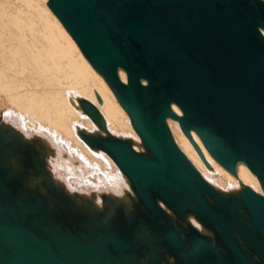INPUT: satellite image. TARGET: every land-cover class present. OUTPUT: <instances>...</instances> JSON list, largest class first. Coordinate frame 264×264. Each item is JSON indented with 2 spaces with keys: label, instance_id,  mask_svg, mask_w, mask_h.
Here are the masks:
<instances>
[{
  "label": "water",
  "instance_id": "water-1",
  "mask_svg": "<svg viewBox=\"0 0 264 264\" xmlns=\"http://www.w3.org/2000/svg\"><path fill=\"white\" fill-rule=\"evenodd\" d=\"M46 4L139 141L109 132L99 110L78 99L96 129L77 134L109 155L128 185L97 196L54 174L41 137L0 120V264H264V0ZM168 119L207 167L192 131L233 176L245 165L261 192L208 181Z\"/></svg>",
  "mask_w": 264,
  "mask_h": 264
},
{
  "label": "bare ground",
  "instance_id": "bare-ground-1",
  "mask_svg": "<svg viewBox=\"0 0 264 264\" xmlns=\"http://www.w3.org/2000/svg\"><path fill=\"white\" fill-rule=\"evenodd\" d=\"M46 1L0 0V120L27 137H41L54 151L49 161L52 171L69 189L94 191L97 196L101 192L120 194L128 185L112 158L90 149L77 134L78 128L96 129L78 106V99H86L99 110L109 132L139 138L110 87ZM119 76L126 81L124 71L119 70ZM173 109L180 114L175 105ZM167 122L179 148L208 181L225 190L242 182L261 192L245 165L239 164L237 176H233L192 131L207 167L178 122Z\"/></svg>",
  "mask_w": 264,
  "mask_h": 264
}]
</instances>
